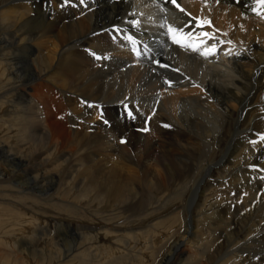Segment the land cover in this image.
Segmentation results:
<instances>
[{"label": "bare ground", "instance_id": "bare-ground-1", "mask_svg": "<svg viewBox=\"0 0 264 264\" xmlns=\"http://www.w3.org/2000/svg\"><path fill=\"white\" fill-rule=\"evenodd\" d=\"M63 1L0 0V73L7 88L1 97L15 90L19 94L32 91L27 93V112L21 114L27 128L20 127L16 135V143L20 145L0 147L8 159L7 166L24 163L26 169L21 174L6 169L2 172L0 168V183L17 181L31 190L42 187L39 179L42 175L34 173L36 167L43 170L52 162L50 155L43 157L46 151L56 155L58 165L54 170L60 171L59 168L66 166L53 177L65 193L73 189L81 193L83 187H90L89 193L105 198L102 203L107 207L112 206L117 211L134 210L133 203L137 204L142 191L151 184L160 187L162 172L170 179V175L181 171L177 168L189 161L188 156L194 149L191 147L198 145L194 144L197 137L215 138L225 121L230 120L233 136L229 142H222L225 149L219 151L213 161H205V166L204 162L199 179L192 187L196 190L195 198L192 200V193L182 209L189 215L188 205H198L197 190L202 186L205 190L221 181L215 175L218 169L224 170L222 166L233 154V142L257 140L260 145L257 153L239 154L245 159L224 179L231 185L244 180L239 187L243 185L246 191L253 193L251 209L248 215L232 222L231 229L224 233V239L214 247L205 264L220 261L226 264L228 258L231 261L235 257L241 259L239 264H264V139H261L264 102L255 101L259 92L264 99V3L258 0H176L184 9L182 12L171 0H68L70 7L65 9ZM46 11H51L52 16ZM62 15L69 19L65 20ZM137 21H140L138 26ZM169 25L173 29L183 26V32L190 33L191 38L170 31ZM112 27L128 29L139 40L142 54L139 48L130 49L131 45L116 37L115 31L109 29ZM205 33L210 35H203ZM174 36L181 43H177ZM12 48H17L19 55L9 53ZM93 53L99 58H94ZM107 53H111L110 56ZM163 58L165 67L168 66L166 74L161 72V67H156V62ZM124 59L126 61L121 62ZM15 73L20 75L18 81ZM57 94L60 101L56 102ZM84 98L94 104L92 118L99 116V121L87 120L86 109L90 108L82 104ZM130 100L141 101L137 112L145 114L150 111L148 107L156 104L158 109L151 123L163 122L162 128L156 125L153 133L150 129L140 133L119 120L107 127V116L123 109V104ZM63 112L64 117L57 118ZM39 121L41 128H37ZM123 136L124 143H119ZM30 139L35 143H30ZM22 149L30 154L24 156ZM261 154L263 158H254ZM260 160L262 165L256 162ZM208 175H211L209 182L206 181ZM253 176L259 178L252 181ZM144 183L149 184L148 188ZM223 213L217 207L216 214L221 221H224ZM213 225L216 226L211 229L213 234L224 226L215 220ZM256 225L259 226L257 232ZM77 227L80 241L91 226ZM71 230L73 236L77 235ZM191 231L186 234L197 240ZM185 239L174 242L171 253L162 261L168 263L176 251L187 245ZM217 239L214 237L213 242ZM51 241L49 244L55 246V254L67 248L63 252L66 257L69 250L74 252L77 246V239L73 238L66 240L64 247L58 241ZM231 244L235 245L232 249ZM26 249L39 252L36 247ZM250 257L256 262L247 263Z\"/></svg>", "mask_w": 264, "mask_h": 264}, {"label": "rangeland", "instance_id": "rangeland-1", "mask_svg": "<svg viewBox=\"0 0 264 264\" xmlns=\"http://www.w3.org/2000/svg\"><path fill=\"white\" fill-rule=\"evenodd\" d=\"M63 4L65 5L64 9L70 7L65 1H63ZM45 13L52 16L51 11H46ZM64 17L65 20L69 19L66 16ZM109 29L110 31H115L116 37L120 38L121 41H123L122 36H124L125 33L130 34V31H127L128 29L126 28L124 30L121 28L118 29V27H112ZM117 30L123 33L122 36L116 33ZM130 35L132 36V34ZM109 38H111L110 35ZM0 48L2 47L0 46ZM16 49L17 48L9 49V51L6 50L4 54L8 51L13 55H19L18 50ZM139 51L140 53L142 51V47L140 46ZM107 54L110 56L111 53ZM98 56L97 53L93 55L94 58ZM164 58L162 59L163 61L158 60L156 62V67H161V72L166 74L165 70L168 66L165 67L166 59ZM122 61L126 60L124 59L121 60V62ZM167 72L169 73V71ZM15 74V79L18 81L20 75L19 73ZM3 79V74L0 73V97L7 91ZM31 92L32 91H29L27 93L30 94ZM27 93L20 92L19 94V92L15 90L6 97L0 98V147L3 146V144H6L9 147L18 144L16 142L18 132L20 131L19 128L21 127L22 129V126H25L22 122L23 117H21V114L23 116L26 111L25 106L28 101ZM62 94L65 95L64 93ZM55 99L56 102L60 101L58 99V94ZM138 101L139 100L126 101V103L123 104V109L119 108L116 113H113V115H108L110 119H108L107 116V119L105 120V123L108 124L107 127L113 126V124L119 120V122H123L133 131L140 133L146 132L145 128L148 131L150 129L153 133V126L156 125H158L156 127L162 128L163 122H157V124L151 123V120L154 119L155 111L158 109V107L156 108V104L152 108H147V106H145L147 110H150L145 114L144 112H137L142 106V104H140L141 101ZM255 101L259 104L264 102L261 92L257 94ZM82 104L89 106L90 109H86L88 110L86 111V115L89 117L87 120L91 122L93 119L91 110L94 104H92L91 101H86L85 98L82 99ZM260 107L261 106H258L259 109ZM129 113H131V115H129ZM140 114L141 116H139ZM63 115L64 112L58 114L57 118L64 117ZM83 117L80 118L86 120L85 115H83ZM77 118L75 117L74 119L78 120ZM93 120L94 121L92 122L94 123L95 121H99V116ZM68 121L70 122V118ZM25 127L27 128V126ZM38 127L41 128L40 121L39 124H37V128ZM77 127H79V125ZM93 130L94 129H89L91 132ZM95 130L98 131V129ZM201 136L197 137L194 141V144H198L199 146L193 145L194 147H191L195 150L193 149V153L188 156L190 162H185V166H178L177 170L180 169L181 171L170 175V179H168L166 174L162 172L159 179V181L162 182L160 187L158 188L151 184L149 189L142 191L143 194L141 193L138 197L137 204L135 205L133 203V207H136V209L130 211L127 209L117 211V209L112 206L107 207L102 203L106 201L105 198L89 193L90 187H83L81 193L78 192V189H73L71 192L65 193L63 186L59 184L58 180L53 179V177L55 173H60V171L66 166L64 168H59L60 171H56V169L54 170L53 168L58 165V162H56V155L45 151L43 157L50 155L51 157H49L52 162L43 170H41L42 168H40V166L36 167L34 173L35 176L38 175L40 177L42 175L40 178L38 177L41 180L42 187L39 188V186H37V188L31 190L27 185L20 186L17 181L0 183V264H205L208 262L210 255L213 254L214 247L219 241L224 239V233L231 229L230 226L232 227V222L242 219V216L245 214L248 215V212L251 209L253 201L252 204H250V200H252L250 195L253 193L246 191L245 188H243V185L239 187L240 183H244V180L243 182L242 180H239L240 183L238 185H231L224 179H227L228 173L231 170L239 167L240 163L245 159L243 156H247L252 152L257 153L256 149L259 148L260 145L257 140L254 139L250 142L246 139L243 140L241 142L243 145L237 143V141L233 142V148L231 147V152H233V154L222 166L224 170L218 169L215 175V178L221 181L212 184L211 187H207L205 190V186H202L201 189L197 190L199 194H197L196 203L198 205L193 207L190 203L188 208L190 207L191 213L189 212L188 215V212H185L182 207L186 205L189 196L192 193L194 194L192 200L195 198L196 190L194 189L193 191L192 187L196 185L195 182L199 179V173L201 172L202 167L206 165V162L213 161L219 151L222 152L223 149H225L223 145L221 146L222 142H229L230 137L233 136L230 127V120L225 121L223 128L218 132L215 138ZM124 140L125 136L119 140V143H124ZM29 141L32 144L35 143V140L33 141L30 139ZM30 146L31 145H29V147ZM204 146L206 147L204 148ZM21 152L23 154L24 149H22ZM3 154L4 150L2 151L0 149V168L3 169L2 172L5 169V171L12 170L20 173L25 171L26 168L24 163L15 162L10 163L9 166H7L6 163H8V159ZM28 154L30 153H24V156H27ZM237 154L243 156H238ZM53 156L54 158H52ZM43 157L42 159L39 158V163L42 162L44 159ZM50 158L45 159L50 160ZM235 158H238L239 160L236 159L235 161ZM254 158L259 160V158H263V154H261L260 157ZM262 161L264 162V160ZM256 162L259 165L263 164L260 163L261 160ZM193 164L198 166L199 169ZM251 164L253 165V163ZM80 168L82 169V167ZM210 177L211 175L206 177V181L208 180L207 182H209ZM258 178L259 177L257 176H253L251 180L254 181ZM256 183L258 184L259 181H256ZM145 185H147L146 187L148 188L149 184ZM157 188L158 190H156ZM201 196H203L202 199ZM199 199L201 200L200 202L198 201ZM236 199H240V202L237 203ZM213 207L215 208L214 210ZM217 207L218 209L220 207V210L224 211L222 214L224 216L222 220L224 221L219 220V214H216ZM214 220L219 225L220 223L222 226L224 225V229L215 230L217 231L214 233L215 235L212 232L213 230H211L216 227L213 225ZM188 224L191 225V228ZM77 225L91 226L90 229L84 232L85 235L82 236L80 241V237L78 238L79 235L77 234L79 228ZM245 228L247 230V226H245L244 229ZM71 229H73V232L77 235L73 236ZM189 229H192L191 234L194 233L198 241L193 239L189 234H186V231H189ZM244 229L242 232L245 231ZM258 230L259 226L256 225L255 232ZM214 237H218V239L213 242ZM72 238L77 239V246L74 252L69 250L67 253L69 255L68 257L63 253L67 248L61 250V253L55 254V246H50L49 244V242H52L51 240H54L58 241L64 247L66 240H71ZM184 238H186L187 245L176 251L168 263L163 262V257H165L166 254L171 253L173 243L177 241L180 242V240ZM237 240L238 238L236 241ZM242 242L240 241V244ZM234 244L230 245L231 249L235 247ZM35 247L38 248L39 252L35 253V250L30 252L26 249H34ZM228 261L229 262L226 264H239L241 259L235 257L230 261V258H228ZM246 262L255 263L256 261L255 258L251 259L250 257V261L248 262L247 260ZM213 263L214 262L211 264ZM224 263L225 262L220 261L219 264Z\"/></svg>", "mask_w": 264, "mask_h": 264}, {"label": "snow or ice", "instance_id": "snow-or-ice-1", "mask_svg": "<svg viewBox=\"0 0 264 264\" xmlns=\"http://www.w3.org/2000/svg\"><path fill=\"white\" fill-rule=\"evenodd\" d=\"M67 2H68V0H65V3H67ZM81 2H83V0H81ZM171 2H172L173 4H176V0H171ZM258 2H260V3H264V0H258ZM176 7H177V8H180V5H179V4H176ZM180 11L183 12L184 9H183V8H180ZM189 15H190V14H189ZM207 23L210 24L211 21H207ZM169 29H170V31H173V32L179 33L182 37H183L184 35H188L189 39L191 38V34H190V33H189V34H185V33L183 32V26H180V27H177V28L173 29V28L171 27V25H169ZM203 35H205V36H209L210 34L205 33V34H203ZM173 38L176 40L177 43H181V40L176 39L175 36H174ZM93 55H95V53H93ZM98 58H99V57H98ZM129 115H131V113H129ZM145 130L147 131V129H145ZM261 139H264V136H262Z\"/></svg>", "mask_w": 264, "mask_h": 264}]
</instances>
